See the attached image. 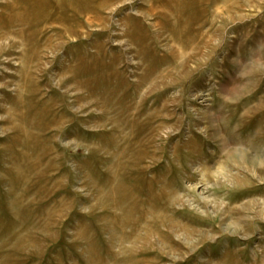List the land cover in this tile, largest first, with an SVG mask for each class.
<instances>
[{"label": "rangeland", "instance_id": "obj_1", "mask_svg": "<svg viewBox=\"0 0 264 264\" xmlns=\"http://www.w3.org/2000/svg\"><path fill=\"white\" fill-rule=\"evenodd\" d=\"M0 264H264V0H0Z\"/></svg>", "mask_w": 264, "mask_h": 264}, {"label": "bare ground", "instance_id": "obj_2", "mask_svg": "<svg viewBox=\"0 0 264 264\" xmlns=\"http://www.w3.org/2000/svg\"><path fill=\"white\" fill-rule=\"evenodd\" d=\"M71 2L73 3V1H68L67 4L70 5ZM99 5L101 7L102 3ZM180 9H181V3L176 4V1L175 2L170 1L169 5L166 7V9L163 8L161 10H168V11L174 12V11H177Z\"/></svg>", "mask_w": 264, "mask_h": 264}]
</instances>
